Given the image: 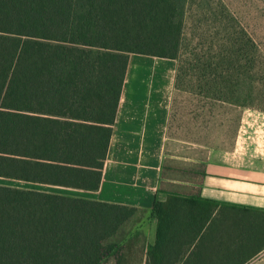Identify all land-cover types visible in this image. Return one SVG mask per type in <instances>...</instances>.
Listing matches in <instances>:
<instances>
[{
    "label": "trees",
    "instance_id": "1",
    "mask_svg": "<svg viewBox=\"0 0 264 264\" xmlns=\"http://www.w3.org/2000/svg\"><path fill=\"white\" fill-rule=\"evenodd\" d=\"M189 3L0 0V178L95 187L114 51L177 61L175 91L185 82L208 86L223 79L211 77L217 68L240 84L231 58H181ZM258 64L263 75L264 56ZM140 213L0 185V264H133L129 258L141 251L122 243ZM153 216L156 241L145 264H244L264 248L239 226L242 218L249 226L261 223L252 230L262 232L264 210L170 193L166 202H156Z\"/></svg>",
    "mask_w": 264,
    "mask_h": 264
},
{
    "label": "crops",
    "instance_id": "2",
    "mask_svg": "<svg viewBox=\"0 0 264 264\" xmlns=\"http://www.w3.org/2000/svg\"><path fill=\"white\" fill-rule=\"evenodd\" d=\"M193 1L197 0H190L189 12ZM218 1L220 10L227 9L224 0ZM176 72L175 60L114 51L101 142L96 151L95 187L79 190L27 183L47 188L29 189L139 210L141 220H132L126 226L128 237L122 243L126 250L131 247L132 252L141 251L132 255H139V261H130L133 264L146 263V250L156 241L154 206L157 201L166 202L170 193L264 210L261 173L256 172L252 178L243 170L234 174L209 169L202 175L176 174L168 167L167 138ZM137 232L141 234L138 239L134 238ZM253 255L242 262L264 264V248Z\"/></svg>",
    "mask_w": 264,
    "mask_h": 264
},
{
    "label": "rangeland",
    "instance_id": "3",
    "mask_svg": "<svg viewBox=\"0 0 264 264\" xmlns=\"http://www.w3.org/2000/svg\"><path fill=\"white\" fill-rule=\"evenodd\" d=\"M224 2L228 7L220 13L218 0L191 3L184 21L181 58H231V73L242 74L241 83L228 81L222 68H217L211 77L223 79L208 86L185 82L175 91L166 161L176 174L202 175L209 169L220 174L243 170L248 178L256 172L264 175V72L260 73L258 64L264 56V0ZM0 185L47 190L1 178ZM243 221L239 219L240 228L248 227L244 234L252 232L258 237L255 244L262 245L264 230H252L261 223L249 226Z\"/></svg>",
    "mask_w": 264,
    "mask_h": 264
}]
</instances>
